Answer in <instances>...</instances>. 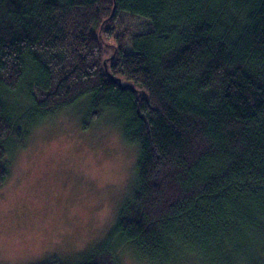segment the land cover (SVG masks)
I'll list each match as a JSON object with an SVG mask.
<instances>
[{
    "label": "trees",
    "instance_id": "16d2710c",
    "mask_svg": "<svg viewBox=\"0 0 264 264\" xmlns=\"http://www.w3.org/2000/svg\"><path fill=\"white\" fill-rule=\"evenodd\" d=\"M21 86L35 114L112 112L140 151L112 238L70 264H114L115 242L145 264H264V0H0V185Z\"/></svg>",
    "mask_w": 264,
    "mask_h": 264
},
{
    "label": "rangeland",
    "instance_id": "374dc122",
    "mask_svg": "<svg viewBox=\"0 0 264 264\" xmlns=\"http://www.w3.org/2000/svg\"><path fill=\"white\" fill-rule=\"evenodd\" d=\"M121 22L130 33L143 30L147 20L122 12ZM2 99L21 123L23 141L6 145L0 264L97 258L136 188L138 146L125 138L115 114L93 117L83 98L45 114L32 111L23 86ZM130 256L135 257L128 243L115 242L114 264H127Z\"/></svg>",
    "mask_w": 264,
    "mask_h": 264
},
{
    "label": "clouds",
    "instance_id": "9594fccd",
    "mask_svg": "<svg viewBox=\"0 0 264 264\" xmlns=\"http://www.w3.org/2000/svg\"><path fill=\"white\" fill-rule=\"evenodd\" d=\"M127 264H137L136 257L130 256L127 260Z\"/></svg>",
    "mask_w": 264,
    "mask_h": 264
}]
</instances>
